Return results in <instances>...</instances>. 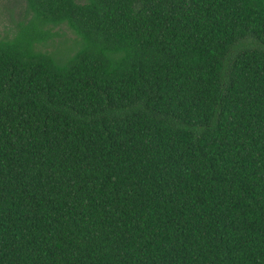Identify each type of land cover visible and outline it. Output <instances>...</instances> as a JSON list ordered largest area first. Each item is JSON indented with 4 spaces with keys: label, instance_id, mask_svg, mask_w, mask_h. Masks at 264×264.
<instances>
[{
    "label": "trees",
    "instance_id": "1",
    "mask_svg": "<svg viewBox=\"0 0 264 264\" xmlns=\"http://www.w3.org/2000/svg\"><path fill=\"white\" fill-rule=\"evenodd\" d=\"M23 1L0 264H264V0Z\"/></svg>",
    "mask_w": 264,
    "mask_h": 264
},
{
    "label": "rangeland",
    "instance_id": "2",
    "mask_svg": "<svg viewBox=\"0 0 264 264\" xmlns=\"http://www.w3.org/2000/svg\"><path fill=\"white\" fill-rule=\"evenodd\" d=\"M83 1V0H80ZM26 4L23 0H0V38H13L15 27L18 26V36H22L23 29L27 26L24 24L26 18ZM63 32L71 36V32L63 27ZM69 48L64 46V50Z\"/></svg>",
    "mask_w": 264,
    "mask_h": 264
}]
</instances>
